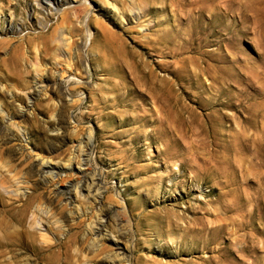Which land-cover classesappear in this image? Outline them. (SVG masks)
I'll return each instance as SVG.
<instances>
[{
    "label": "rangeland",
    "instance_id": "rangeland-1",
    "mask_svg": "<svg viewBox=\"0 0 264 264\" xmlns=\"http://www.w3.org/2000/svg\"><path fill=\"white\" fill-rule=\"evenodd\" d=\"M60 24L79 65L40 38ZM93 174L96 199L66 198ZM28 201L0 264H264V0H0V216Z\"/></svg>",
    "mask_w": 264,
    "mask_h": 264
},
{
    "label": "bare ground",
    "instance_id": "bare-ground-1",
    "mask_svg": "<svg viewBox=\"0 0 264 264\" xmlns=\"http://www.w3.org/2000/svg\"><path fill=\"white\" fill-rule=\"evenodd\" d=\"M42 1H44V3H47L48 5H50V4H56V6H58V7H63V6H65V5H67L71 0H42ZM252 5V4H251ZM112 7L116 10H118V13H119V15L121 16V17H123V15L125 14V9H123L122 7H118V5L116 4V3H112ZM132 7V6H131ZM130 7V12H131V8ZM15 8V7H14ZM65 10H64V15H65V11L67 10V8H64ZM130 12H129V14H130ZM13 13H15V12H13ZM63 15V14H62ZM13 16V15H12ZM14 17V16H13ZM62 18H63V20L65 21L66 20V16H62ZM42 27H43V25H42ZM6 30L8 31V32H15V31H17V30H19V28L17 27V25H16V21L13 19H11L9 22H8V27L6 28ZM179 32V31H178ZM73 36H74V34H73V31L72 30H68V29H64V26H63V24H60V26L58 27V28H55L54 30H53V32L50 34V36H47L46 34H44L43 33V35H41L40 36V38H43V39H46L45 40V42H47V41H53V42H55V44L57 43V44H59V46H62L63 48H65V50H66V52H69V55H68V53H66L67 55H66V57H65V59H68V61H69V65L68 66H70L71 67V65H74V66H76V65H79V60H81V53H79V51H78V56H79V58H77V59H73L72 58V56L70 55V50L72 49V48H76L77 50H79V47H78V43L76 42V40L78 39H73ZM102 36H103V39H104V44L105 45H107L108 47L107 48H109L110 49V51H112L113 52V54L114 55H119V56H122V54H123V50H122V46H121V43L122 42H120V39H119V37L115 34V33H113L112 31H107V32H103L102 33ZM102 36H101V38H102ZM97 37V36H96ZM95 42V41H94ZM43 43V42H42ZM102 44V43H101ZM104 44H102L101 46H103ZM58 46V47H59ZM96 46V45H95ZM97 47V46H96ZM100 48L101 47H99L98 48V50H100ZM128 48V47H127ZM54 49V46L52 47L51 45H49V44H46L45 45V52L47 53V54H49L50 52H52V55H54L55 57H60V56H62V54H63V52H61V51H56V50H54V51H52ZM76 50V51H77ZM56 51V52H55ZM109 51V52H110ZM65 52V51H64ZM80 52H82V51H80ZM102 53V52H101ZM111 53V52H110ZM109 54V53H108ZM64 55V54H63ZM102 55V54H101ZM124 55V54H123ZM76 56H77V54H76ZM82 56H83V54H82ZM54 57V58H55ZM113 57V56H112ZM111 57V58H112ZM98 58V57H97ZM37 59H38V56H37ZM57 59V58H56ZM113 59V58H112ZM41 60V59H40ZM104 60V59H103ZM103 60H102V62H103ZM117 60V59H116ZM112 61V60H111ZM38 62V61H37ZM70 62H72V64H70ZM114 63V62H113ZM116 63H118V60H117V62ZM115 63V64H116ZM39 64V63H38ZM108 64V63H107ZM104 65V64H103ZM36 66H40V65H36ZM35 66V67H36ZM70 67H65L64 69H63V72H62V74L61 75H64L65 73H67V72H71L70 70L71 69H68V68H70ZM104 67V66H103ZM75 68V67H74ZM105 68H106V66H105ZM104 68V69H105ZM41 69V68H40ZM73 69V68H72ZM103 69V70H104ZM109 69V68H108ZM114 69V68H113ZM36 70H38L39 71V73H40V70L36 67ZM77 70V69H76ZM106 70V69H105ZM107 71V70H106ZM116 72V71H115ZM133 72V71H132ZM112 73V72H111ZM110 73V74H111ZM113 73H114V71H113ZM68 74V73H67ZM69 74H71V73H69ZM74 74V73H73ZM180 74V73H179ZM109 75V74H108ZM147 75H150V76H152L153 75V72L151 71V70H149L148 72H147ZM146 75V76H147ZM65 76V75H64ZM69 76V75H68ZM74 76H76V74L74 75ZM79 76V75H78ZM117 76V75H116ZM119 76V75H118ZM120 77V76H119ZM118 77V78H119ZM136 77V76H135ZM175 77V76H174ZM180 76H178V78H179ZM133 78V77H132ZM137 78V77H136ZM70 79V78H69ZM111 79V78H110ZM121 79V78H120ZM135 79V78H134ZM133 79V80H134ZM113 80V79H112ZM136 80V79H135ZM178 80V79H177ZM124 81V80H123ZM179 81V80H178ZM161 84V83H160ZM163 84V83H162ZM165 86V85H164ZM166 87V86H165ZM158 89L161 91L160 92V98H165V89H164V87H163V85H161V86H159L158 87ZM168 89V88H167ZM171 91V90H170ZM171 93V92H170ZM171 97V96H170ZM167 100V99H166ZM169 107V106H168ZM58 119V118H57ZM161 120V119H160ZM86 144H87V141H86ZM87 150V149H86ZM86 150H84L83 152V154H84V157H83V159H82V161H83V163H84V165H87V162H88V160H89V158H88V155H89V153L86 151ZM43 166H42V170H44V171H46V172H48L49 173V175H53L54 174V172H58L61 168H63V167H65L66 165L65 164H61V163H58V164H52V163H49V162H45V161H43ZM68 166H72L71 165V163H68ZM77 170H80V168H78ZM96 176V175H95ZM43 178L45 179V175L43 176ZM75 188L76 189V192L77 191H79V190H77V188L78 187H82V188H84L85 190V192H86V194L87 195H90V196H92L94 199H96L97 198V195L99 194V191H100V189L103 187L102 186V184H101V182H100V180H97L96 179V177H94V174L93 175H91L88 179H86V180H84L82 183H80V184H77V185H75V184H71L69 187H67L64 191L62 190V192H63V194H66V198L69 200L70 198H71V196H69L68 194L71 192V189L72 188ZM74 189V190H75ZM34 199H36V198H34ZM37 199H40V197L39 196H37ZM31 200V199H30ZM25 204V203H24ZM24 204H23V206H24ZM30 202L28 201V203H26V205L24 206V208L20 211V213H18L17 211V213H12V216H9V218L6 216V215H4V216H0V226H1V228L3 227L4 229L7 227V225L12 221L13 222V220H16L17 222H23V220L25 219V213L31 208L30 207ZM33 204V203H32ZM40 206H41V204H39ZM40 208V207H39ZM37 209H38V207H37ZM262 214L264 215V210H263V212H262ZM34 217H33V220H32V222H31V224H33L34 225V223H36V221H37V224H39L40 226L42 225V227H44L45 226V224H41L36 218L38 217V211L37 212H34ZM42 222V221H41ZM9 226V225H8ZM10 227V226H9ZM8 229V228H7ZM47 229V227H45V229L44 230H46ZM1 230V229H0ZM6 230V229H5ZM26 230V229H25ZM39 231H40V229H39ZM47 231V230H46ZM45 231V232H46ZM27 233H28V231H26ZM103 232V225L102 226H100V227H98L96 230H94V229H92V233L96 236V237H98V239H100L99 237H102V236H104V234L102 233ZM48 232H46L45 234H47ZM23 234H25L24 232H23ZM40 234V233H39ZM2 235V234H1ZM48 235V234H47ZM17 235H15V237H16ZM25 236H27V235H25ZM25 236H23L22 237V235H21V237L20 238H11V240L12 239H16V240H18L17 241V243L13 240V241H11V240H7L8 242H5V243H3V244H1L0 245V259H1V261H3L2 260V258H4L5 260H4V262H6V258H5V256L7 255V254H10L14 249L12 248V245H20V247L21 246H25V245H27L26 244V239H25ZM106 236V235H105ZM29 237V236H28ZM27 237V238H28ZM95 237V238H96ZM46 238H48L47 236H46ZM95 240H97V239H95ZM68 243V242H67ZM73 243V244H72ZM75 243L76 242H70V243H68L67 245H68V248L70 247V248H75ZM70 244V245H69ZM29 245V244H28ZM62 246H65L64 244L62 245ZM14 247V246H13ZM16 247V246H15ZM19 248V247H18ZM29 248V247H28ZM64 249V248H63ZM16 250V249H15ZM66 250V249H65ZM14 252V251H13ZM72 253V252H71ZM69 253V252H67V251H63V252H61L60 251V254H59V256H54V257H51V258H47V257H45V260H46V262L44 263V264H81L82 262H80V260H78V258L76 259L75 258V255H74V253ZM77 257V256H76ZM110 260H112V261H114L115 259H117V258H119L118 257V253H116L113 257H108ZM14 259V258H13ZM107 259V258H106ZM38 260V259H37ZM63 261H64V263H63ZM79 261V262H78ZM111 261V262H112ZM84 263V262H83ZM38 264V263H37Z\"/></svg>",
    "mask_w": 264,
    "mask_h": 264
}]
</instances>
